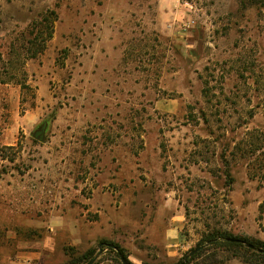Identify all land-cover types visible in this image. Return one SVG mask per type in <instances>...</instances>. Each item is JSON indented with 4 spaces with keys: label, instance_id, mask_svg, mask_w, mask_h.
<instances>
[{
    "label": "rangeland",
    "instance_id": "374dc122",
    "mask_svg": "<svg viewBox=\"0 0 264 264\" xmlns=\"http://www.w3.org/2000/svg\"><path fill=\"white\" fill-rule=\"evenodd\" d=\"M82 61L105 78L75 80ZM262 133L264 6L0 0V264H210L215 231L264 242Z\"/></svg>",
    "mask_w": 264,
    "mask_h": 264
},
{
    "label": "trees",
    "instance_id": "16d2710c",
    "mask_svg": "<svg viewBox=\"0 0 264 264\" xmlns=\"http://www.w3.org/2000/svg\"><path fill=\"white\" fill-rule=\"evenodd\" d=\"M238 1L241 6V9L244 11L255 6H261V7L264 6V0H238ZM50 15L55 16L57 19L56 13L51 12ZM45 20L47 22V18ZM53 30L54 28H51V31L49 33L50 37L52 36ZM254 138L256 142L250 143V146L254 147L255 150L256 149L264 150V133ZM255 143H259V144L261 143V145L257 146L255 145ZM226 176L230 182H233L229 172H226ZM207 242H209L213 248V253L211 254L212 261L210 264H224L226 261H229L230 259H240L244 264H264L263 241H254L249 237H233L232 235L221 233L220 231H215ZM119 250H120L118 251L119 259L120 256H123L126 262L128 264H131L127 256L123 254V251L120 248ZM215 250L228 252V254H231V258L227 257L225 259L223 257L222 259H219L218 258L219 255ZM201 253L202 252L191 257V260L201 255ZM83 259H84V263L86 264L92 260V255L88 253V255H86ZM71 264H77V263L72 262Z\"/></svg>",
    "mask_w": 264,
    "mask_h": 264
},
{
    "label": "crops",
    "instance_id": "0c3cea01",
    "mask_svg": "<svg viewBox=\"0 0 264 264\" xmlns=\"http://www.w3.org/2000/svg\"><path fill=\"white\" fill-rule=\"evenodd\" d=\"M103 64H106V61H82V64H80V66H78V69H76L75 80L83 70L88 71L87 74H85V72L83 73V75H85L84 78L87 81L93 80L94 78H98L99 81L103 80L106 76H103L105 73V71L102 69ZM74 82L71 84L72 87L74 86Z\"/></svg>",
    "mask_w": 264,
    "mask_h": 264
},
{
    "label": "water",
    "instance_id": "95a60500",
    "mask_svg": "<svg viewBox=\"0 0 264 264\" xmlns=\"http://www.w3.org/2000/svg\"><path fill=\"white\" fill-rule=\"evenodd\" d=\"M46 128H47V123L45 122L44 125L39 129L37 130L34 134H33V137L38 140V141H41V142H44L45 141V138H46ZM113 249H115L117 252L118 250L115 248V247H112ZM198 250H195L193 252H191L184 260L183 263L181 264H186V262L189 260V258L193 257L198 251ZM120 260L122 262V264H128L126 262V260L124 259L123 256H120ZM94 262H90L89 264H93Z\"/></svg>",
    "mask_w": 264,
    "mask_h": 264
}]
</instances>
